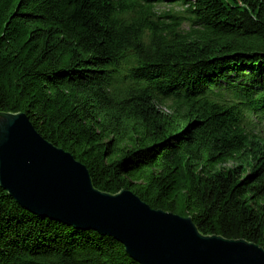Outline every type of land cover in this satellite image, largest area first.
<instances>
[{"label": "trees", "instance_id": "1", "mask_svg": "<svg viewBox=\"0 0 264 264\" xmlns=\"http://www.w3.org/2000/svg\"><path fill=\"white\" fill-rule=\"evenodd\" d=\"M0 111L25 113L99 190L264 248V134L248 118L264 119V0H0ZM0 264L140 263L0 187Z\"/></svg>", "mask_w": 264, "mask_h": 264}, {"label": "water", "instance_id": "2", "mask_svg": "<svg viewBox=\"0 0 264 264\" xmlns=\"http://www.w3.org/2000/svg\"><path fill=\"white\" fill-rule=\"evenodd\" d=\"M0 187L34 214L112 237L140 264H264L258 244L205 235L191 216L151 208L129 189L99 190L23 112L0 111Z\"/></svg>", "mask_w": 264, "mask_h": 264}, {"label": "rangeland", "instance_id": "3", "mask_svg": "<svg viewBox=\"0 0 264 264\" xmlns=\"http://www.w3.org/2000/svg\"><path fill=\"white\" fill-rule=\"evenodd\" d=\"M181 7L180 6H174V10H180ZM228 166H230V164H228ZM182 216V215H181Z\"/></svg>", "mask_w": 264, "mask_h": 264}, {"label": "bare ground", "instance_id": "4", "mask_svg": "<svg viewBox=\"0 0 264 264\" xmlns=\"http://www.w3.org/2000/svg\"><path fill=\"white\" fill-rule=\"evenodd\" d=\"M3 189V188H2ZM6 191V190H5ZM7 192V191H6ZM8 193V192H7ZM194 222V221H193ZM195 224V223H194ZM67 225H69V226H73V227H76V226H74L72 223L71 224H67ZM196 225V224H195ZM77 228V227H76ZM129 255V254H128Z\"/></svg>", "mask_w": 264, "mask_h": 264}]
</instances>
